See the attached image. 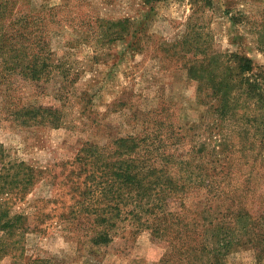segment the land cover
<instances>
[{
    "label": "rangeland",
    "instance_id": "rangeland-1",
    "mask_svg": "<svg viewBox=\"0 0 264 264\" xmlns=\"http://www.w3.org/2000/svg\"><path fill=\"white\" fill-rule=\"evenodd\" d=\"M144 1H2L15 16L39 12L51 58L62 67L46 84L17 75L11 86L0 84L6 161H25L43 174L11 209L22 222L10 233L0 230V264H264V124L255 130L243 116L264 117L255 105L253 112L240 104L235 117L220 121L210 85L189 73L193 61L219 52L224 61L247 55L255 69L246 76H264L263 37L256 35L264 28V0H211L201 10L192 0ZM124 30L130 35L122 37ZM2 62L0 56V72ZM32 105L62 108L64 124H20L14 110ZM131 136L150 137L158 147L149 165L165 170L155 198L167 202L158 207H168L170 229L159 231L142 214L132 219L137 224L118 220L112 240L97 244L92 237L100 228L79 203L104 177H91L95 160L84 167L78 158L89 143L116 150L117 139Z\"/></svg>",
    "mask_w": 264,
    "mask_h": 264
},
{
    "label": "trees",
    "instance_id": "trees-1",
    "mask_svg": "<svg viewBox=\"0 0 264 264\" xmlns=\"http://www.w3.org/2000/svg\"><path fill=\"white\" fill-rule=\"evenodd\" d=\"M0 0V56L3 57L0 72V84L11 86V77L17 75L22 80H28L35 85L46 84L52 73L62 67V64H56L51 58V40L47 35V25L41 18L39 12L36 15H29L26 12H19L13 15V7L3 3ZM159 2L160 0H145V3ZM198 10L205 9L211 5V0H192ZM130 20V19H126ZM119 21L110 22V28L119 25ZM121 35L129 36L127 30ZM264 43V28L256 33ZM258 42V41H257ZM259 43V42H258ZM191 49L196 50V46ZM193 55L192 60H194ZM219 52L211 54L205 62L193 61L189 67V73L192 77L206 82L212 89V97L215 100L214 114L222 121L226 122L230 117H235V109L240 104L245 108L253 110L255 105L259 111V116L264 117V76L248 77L247 73L252 74L255 69L253 59L245 54L234 53L227 61L223 60ZM212 63H218L219 66L211 69ZM70 72V69H67ZM200 72L208 73L206 79L200 77ZM69 75V73H68ZM254 79V80H252ZM73 79L66 77L65 84L73 86ZM64 89L61 91L63 92ZM7 91H12L8 88ZM16 120L26 126L32 125H50L59 128L65 122L62 108L37 106H20L14 110ZM258 115L243 118L247 124H251L255 130L259 129V124H264L257 119ZM222 134L224 129L221 128ZM150 137L139 138L131 136L129 138L117 139L116 150H109L108 147H99L93 143L87 144L82 152L83 157L78 158L84 167L95 160L98 165L92 169L91 177L96 178V174L101 173L104 177L103 182H98L88 187L83 193L85 199L79 204L88 208V212L94 215V224L100 229H96L92 237L97 244L111 241V235L117 227L118 220L129 218L131 222L141 220V215H149L154 226L160 231L170 229L167 221L169 214L168 207H158V201L166 204L163 198H155L156 189L160 186L161 173L165 170L156 169L149 165L152 159H155L154 147L149 142ZM226 142L228 139L223 138ZM227 145V144H226ZM228 146V145H227ZM207 152L205 145L201 146V151ZM7 154L4 146L0 143V230L10 233L12 228H17L22 222V215L12 213V207L18 200L25 199L31 190L41 180L43 174L40 169L28 164L25 161H6ZM171 154L165 155L164 160L167 164L171 161ZM152 161V162H151ZM184 163V161H182ZM209 177L212 175L207 173ZM170 182L177 187L178 183L174 176H170ZM213 180L209 181L208 187H212ZM168 185L165 183L161 193L167 192ZM98 192V194L96 193ZM94 197V202H90V197ZM131 207L130 210H127ZM158 208L161 209L160 213ZM125 214L127 215L125 217ZM132 219H134L132 221ZM12 236V235H11ZM5 247L4 244L0 248Z\"/></svg>",
    "mask_w": 264,
    "mask_h": 264
}]
</instances>
